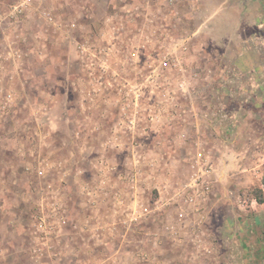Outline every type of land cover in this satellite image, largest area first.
Segmentation results:
<instances>
[{
	"label": "crops",
	"instance_id": "0c3cea01",
	"mask_svg": "<svg viewBox=\"0 0 264 264\" xmlns=\"http://www.w3.org/2000/svg\"><path fill=\"white\" fill-rule=\"evenodd\" d=\"M49 3L51 0H46L45 5L52 8ZM102 5L108 11L100 21L96 43L108 53L87 65H103L107 71L90 67L97 71L96 76L103 77L94 83L84 66L88 76L81 85L90 92H81L84 101L72 103L71 115L58 117V122L51 120L54 127L67 125L68 136L82 139L74 143L84 150L83 187L91 216L99 206L106 225L114 223L119 233L125 232V223L139 221L149 211V216L158 217L169 200L177 198L190 171L195 144L182 141L178 135L182 130L189 131L212 155L217 166L216 185L227 175L238 173H246L247 184H257V169L264 166V72L258 65L264 51L257 49L264 43V0H105ZM32 18L41 26L42 21L31 13L18 25L20 33L38 42L37 46L40 43L37 49L43 48L39 52L44 54L42 28L21 29V25L31 24ZM14 28H10L11 37L18 33ZM166 59L169 66L164 67ZM10 64L7 73L14 75L15 69L9 72ZM150 72L161 75L160 80L167 77L174 96L159 105L161 92L155 86L132 109L145 114L144 123L159 115L149 120L147 128L137 131L149 146L137 166L129 151L132 132L120 116L124 99H137L134 86ZM182 80L184 90L177 88ZM76 84L80 85L77 74L73 75L72 89H77L73 87ZM182 109L186 110V121L171 114ZM207 112L211 118H206ZM63 161H59V168H68ZM77 167L79 171L82 168ZM134 170H140L139 183L132 187L128 180ZM61 176L66 180L64 174ZM183 206L196 217L192 206ZM167 208H175L174 203ZM165 211L163 217H169ZM256 223L259 231L247 232V243L251 242L247 245L264 252V212Z\"/></svg>",
	"mask_w": 264,
	"mask_h": 264
},
{
	"label": "rangeland",
	"instance_id": "374dc122",
	"mask_svg": "<svg viewBox=\"0 0 264 264\" xmlns=\"http://www.w3.org/2000/svg\"><path fill=\"white\" fill-rule=\"evenodd\" d=\"M14 1L0 0V10ZM104 1L55 0L53 5L51 0L57 26H39L34 18L21 25L23 30L42 28L45 53L37 49L40 43L26 39L17 44L25 54L21 59L0 63V264H264V252L247 245V232L259 231L256 220L264 212L263 165L257 169V184H247L246 173L227 175L219 186L214 183L203 206V245L188 233L165 232V223L184 225L176 217H162L165 207L158 217L128 221L123 233L111 222L109 229L99 206L91 216L83 187L84 150L74 143L82 139L68 136L67 125L54 127L51 120L71 115L72 103L84 101L81 92H90L82 86L88 76L83 69L97 72L87 63L102 55L96 39L108 11ZM14 29L20 32L19 26ZM82 45L88 52H82ZM6 47L0 39V54ZM257 49L264 51V43ZM9 63L14 75L7 73ZM258 65L264 72V58ZM75 74L80 85L72 89ZM91 78L98 83L103 77ZM61 159L68 168H59ZM39 168L45 175L38 174ZM165 212L175 216L177 208Z\"/></svg>",
	"mask_w": 264,
	"mask_h": 264
},
{
	"label": "built area",
	"instance_id": "2783aa9c",
	"mask_svg": "<svg viewBox=\"0 0 264 264\" xmlns=\"http://www.w3.org/2000/svg\"><path fill=\"white\" fill-rule=\"evenodd\" d=\"M45 3L46 0H18L7 5L6 10H0V39H3V41L7 44L6 51L0 54L1 64L5 63V60L15 63L16 59H21L25 55L21 47L17 44L22 43V41L26 40L27 38L24 36L22 37L20 32L15 33L11 37L10 28L12 26L18 27V25L26 20L31 13L35 15L39 21L45 22L48 26L58 25L59 21L54 13V10L46 6ZM80 48H82L81 50L83 53L88 52V50L85 48V45L80 46ZM99 51V53L105 56L108 53V49H102ZM162 65L164 67L169 66V61L167 59L164 60ZM99 67L101 72L107 71L105 66L100 65ZM89 74L91 76H96V73H93L90 70ZM196 76L197 75H195V77ZM160 77L161 75L150 72L141 84L134 86V93H136L137 99L127 96L124 99V105L122 106L123 114L120 116L122 120L121 123L132 132L129 136V141L131 144V149L129 151L132 153L133 160L137 166H139L140 161L143 159L141 155L144 154L146 152V148L149 147L147 145V141L142 138L143 134L139 136L137 131H140V129L144 127L147 128L149 126V120H154L156 115L158 119L159 115L156 114L154 116L148 117L147 122L144 123L143 120L145 118V114L140 110L132 109H134L136 105L142 103L141 98L144 96V94L149 93V91L152 90V87L155 86L161 92L162 98L158 102L159 105H162L172 99V96H174V91H171L170 88L171 81L168 80L167 77H164V80H160ZM143 83L144 85H142ZM146 83L147 85H145ZM177 88L184 90V80L178 82ZM176 106H178V104H176ZM147 110L149 111L150 108L148 107ZM185 113L186 110L182 109L177 113L175 112L171 114L174 115L175 119L178 121H186ZM205 116L206 118H211L208 112ZM178 135L182 141L186 143H194L195 152L189 158L190 171L185 182H183L177 193V198L174 200H169L165 208L170 206L171 203H174V206L177 208L175 216L169 214V212H166L167 216H169L166 218L170 219L176 217L179 222L182 221L184 223L183 226H185V230L180 231L183 229V226H175L172 223H165V232L172 234H181L182 232L186 234L188 233L187 235L195 236L193 240L197 244L199 242L200 245H203L201 244L202 238L199 237L201 234H204L206 230L203 227L206 217L203 206L208 200H210V194L213 192V186L216 182L217 166L212 155L204 148V144H202L200 141H195L189 131L182 130ZM38 174L40 176L45 175L44 169L39 168ZM139 174L140 170H134L131 174H129L130 177L128 182L132 187L138 185ZM59 179V182L63 183L65 181L62 176H59ZM183 204L193 207L192 210L196 214L195 218H192L193 214H191V211L187 212ZM149 212H147L146 215L144 214V216H148ZM161 215L163 217V213ZM139 217L141 216H138V219ZM65 222L66 221L63 220V223ZM178 224L180 223H177V225ZM41 228L42 232L45 231L43 225Z\"/></svg>",
	"mask_w": 264,
	"mask_h": 264
},
{
	"label": "trees",
	"instance_id": "16d2710c",
	"mask_svg": "<svg viewBox=\"0 0 264 264\" xmlns=\"http://www.w3.org/2000/svg\"><path fill=\"white\" fill-rule=\"evenodd\" d=\"M261 192H262V191H261ZM262 193H263V192H262ZM259 200H260V202L263 201V197H262V195H260Z\"/></svg>",
	"mask_w": 264,
	"mask_h": 264
}]
</instances>
